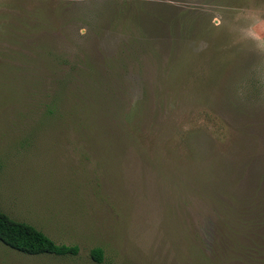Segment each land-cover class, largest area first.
I'll list each match as a JSON object with an SVG mask.
<instances>
[{
    "label": "rangeland",
    "instance_id": "obj_1",
    "mask_svg": "<svg viewBox=\"0 0 264 264\" xmlns=\"http://www.w3.org/2000/svg\"><path fill=\"white\" fill-rule=\"evenodd\" d=\"M263 183L264 0H0V210L79 248L0 264H182Z\"/></svg>",
    "mask_w": 264,
    "mask_h": 264
},
{
    "label": "trees",
    "instance_id": "obj_2",
    "mask_svg": "<svg viewBox=\"0 0 264 264\" xmlns=\"http://www.w3.org/2000/svg\"><path fill=\"white\" fill-rule=\"evenodd\" d=\"M85 63L80 69L81 76H92L93 64ZM84 73V74H83ZM55 96L57 103L63 101L62 91ZM63 103V102H62ZM48 112L53 109L48 108ZM264 195V183L260 189ZM221 219L215 224L213 238H217V250L211 245L210 252L198 247V255L185 258L182 264H264V202L258 196L251 197L245 204L234 203L230 198L222 204L218 213ZM214 238V239H215ZM0 242L6 247L26 255H55L67 256L78 253L77 245L57 243L34 225L12 218L0 210ZM91 257L101 262L103 249L95 247Z\"/></svg>",
    "mask_w": 264,
    "mask_h": 264
}]
</instances>
